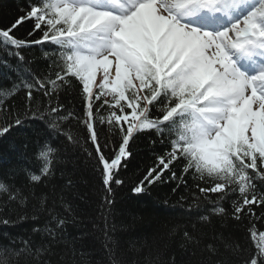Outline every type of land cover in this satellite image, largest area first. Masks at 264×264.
<instances>
[{
  "label": "snow or ice",
  "instance_id": "obj_1",
  "mask_svg": "<svg viewBox=\"0 0 264 264\" xmlns=\"http://www.w3.org/2000/svg\"><path fill=\"white\" fill-rule=\"evenodd\" d=\"M19 11L10 25L0 27V64L17 76L11 88L0 89V97L13 101L0 98V139L38 121L49 135L37 141L36 167L24 173L31 189L0 180V190L18 206L35 201V214L19 219H31L32 233L43 239L5 238L0 264H54V246L69 223H78L63 197L58 211L54 197L32 190L55 176L60 147L51 134L79 143L62 130L69 117L88 133L85 143L93 148L88 156L95 160L105 193L99 223L92 222L93 232L103 236L102 264H177L175 257L162 260L159 249L132 260L111 220L113 186L124 183L120 171L132 155L130 141L143 132L155 133L167 149L134 193L163 182L168 173L177 187H187L191 175L197 182L190 211L210 203L209 215L226 216L220 203L236 196L231 218L255 243L250 250L229 238L205 242L192 225L182 230L181 246L191 248L193 257L199 253L194 264H264V231L257 232L255 225L264 221V0H25ZM26 23L30 30L18 36ZM32 47L45 49V59L52 61L47 74L24 67L29 62L23 52ZM72 80L79 85L86 119L72 112L61 115L66 109L60 91ZM97 119L109 126L112 141L100 142ZM181 163L178 175L173 169ZM42 213H47L43 225ZM209 215L199 219L208 221ZM221 239L234 257L222 254ZM75 255L73 250L65 264H79Z\"/></svg>",
  "mask_w": 264,
  "mask_h": 264
},
{
  "label": "trees",
  "instance_id": "obj_2",
  "mask_svg": "<svg viewBox=\"0 0 264 264\" xmlns=\"http://www.w3.org/2000/svg\"><path fill=\"white\" fill-rule=\"evenodd\" d=\"M24 2L25 0H0V27L10 25L20 15L19 8L23 7ZM30 28L31 25L26 23L19 29L17 35L24 36ZM44 51L45 49L41 47L25 49L23 55L29 63L24 67L30 68L37 75L47 74L52 61L45 59ZM3 57L4 53L0 51V60ZM16 63L15 60L10 61L11 65ZM15 80H17L16 74L0 64V89L11 88ZM21 96L22 93L15 98V103H20ZM105 98L110 99V97ZM5 99L9 104L13 102L10 98ZM59 101L66 109L61 115L72 112L86 119L76 80L71 81L70 87L61 89ZM100 115L106 117L107 112L101 110ZM0 124H3L2 117ZM95 127L102 144L113 140L106 123L100 124L97 119ZM62 130L70 133L74 139L79 140V143H68L64 136L51 134L60 147L55 176L32 189L36 193H46L54 197L58 211H62L60 197L69 202L75 210L74 215L78 223H69L66 226L64 238L54 246L56 254L52 260L54 264H65V261L73 259L74 250L75 261L79 264H102L105 258L102 247L103 236L99 232H93L92 222L99 223L100 204L105 193L99 172L95 168V160L88 156V152H92L93 148L90 142L85 143L88 133L78 120L69 117L62 122ZM47 135H49L48 129L38 121L30 122L23 129L14 131L11 136L0 139V180L17 188L23 187L26 191L31 189L32 186L24 173L27 169L36 167L33 160L36 143ZM130 148L132 155L127 161V167L120 171V178L124 183L113 186L114 204L111 209L113 214L111 220L117 226L118 239L127 249L132 260L143 259L149 249L153 251L159 249L162 260L175 257L177 264H194L195 260L200 258L199 253L193 257L191 248L181 246L182 230L191 229L192 225H195L196 231L204 236L205 242H210L213 237L229 238L254 250L255 243L246 233L245 226L237 224L231 218L232 200L236 199V196L221 201L220 206L229 213L226 216L209 215L212 208L210 203H201L198 211L192 212L190 211V207L193 206L192 194L196 192L197 181L189 175L187 187L183 184L177 187L178 181L169 180L171 173L165 175L163 182L146 185L143 192L134 193L133 187L144 179L149 168L156 166L157 156L165 153L167 145L160 143L155 133L143 132L134 134ZM108 151L109 149H105V152ZM182 167V163L177 164L173 170L179 175ZM69 179L72 183L66 186ZM215 196L216 194H212V198ZM34 204L35 201L23 206L10 203L0 190V220L8 219L13 222L8 226L0 224V243H4L5 238L17 241L31 239L36 242L43 239L41 234L32 233L31 229L36 225L31 219L23 221L19 219L21 216L34 215ZM48 205L51 206V199ZM202 215H209V220L201 221L199 217ZM46 218L47 213L40 215L41 225ZM255 225L257 232L264 231V221H255ZM85 232L89 235L81 239ZM224 242V239L219 241L222 254L226 257H234L230 249L223 248Z\"/></svg>",
  "mask_w": 264,
  "mask_h": 264
}]
</instances>
